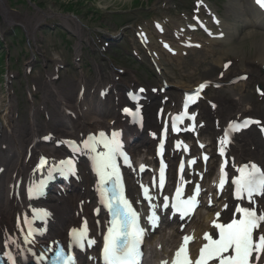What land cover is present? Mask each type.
Masks as SVG:
<instances>
[{
  "label": "rangeland",
  "instance_id": "1",
  "mask_svg": "<svg viewBox=\"0 0 264 264\" xmlns=\"http://www.w3.org/2000/svg\"><path fill=\"white\" fill-rule=\"evenodd\" d=\"M79 1H82V0H79ZM112 0H106V4H109L110 2H111ZM132 0H113V2L115 3V6H117V7H119V6H122L124 3H126V4H128L129 2H131ZM87 4H89V3H87ZM87 4H86V6H87ZM97 4H98V1H93L92 2V5L93 6H97ZM23 7H25V5H19V6H17V9H19V10H22V11H20V12H23V9L25 10V8H23ZM138 10H141V9H138ZM27 13V12H26ZM24 14H25V12H24ZM18 17H20V15H18ZM2 24H5L4 22H2ZM96 24H98L97 22H96ZM90 25H92V26H95L94 25V22L92 23V24H90ZM108 25H112V23H109ZM242 38V37H241ZM263 41L264 40H262V39H259V40H257V41H255L254 42V45H250V48L252 47V48H254V47H259V45H261V44H263ZM240 42H241V40L240 41H236L232 46H230V48H229V51H231V50H233V49H235V50H233V51H231L232 53H236V52H238V51H247V49L246 48H244L243 46H245V44L244 43H241L240 44ZM232 53H230V54H232ZM188 65V64H187Z\"/></svg>",
  "mask_w": 264,
  "mask_h": 264
},
{
  "label": "bare ground",
  "instance_id": "2",
  "mask_svg": "<svg viewBox=\"0 0 264 264\" xmlns=\"http://www.w3.org/2000/svg\"><path fill=\"white\" fill-rule=\"evenodd\" d=\"M3 12H4V10H3ZM5 13V12H4ZM3 13V14H4ZM6 14V13H5ZM4 14V16L6 17V15ZM259 52H261V49L259 50ZM178 85H180L182 88H185L186 86L184 85V84H182V83H179ZM142 93H140V95H141ZM148 95H150V94H148ZM155 100L157 99V96H152ZM246 107H245V105H243V104H241L240 105V110H244ZM78 112V111H77ZM80 112V111H79ZM85 113H91V114H93L94 116L93 117H95L98 121L99 120H101L104 116H105V113H107V114H109V115H112V111L111 110H107L106 112H105V110H104V106L102 105V104H99L97 107H95V106H91L90 108H89V110L88 111H84ZM80 114L82 115V113L80 112ZM99 114H101V115H103V116H100ZM86 120L87 121H91L92 120V118L90 117V116H87L86 117ZM210 129V128H209ZM16 152H17V154H19V148L17 147L16 148ZM15 164H17V162L15 163ZM2 217L5 219V216L4 215H2Z\"/></svg>",
  "mask_w": 264,
  "mask_h": 264
}]
</instances>
